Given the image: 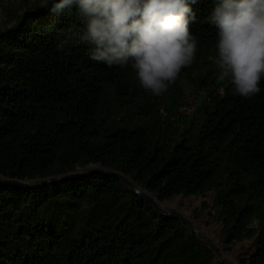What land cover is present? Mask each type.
I'll list each match as a JSON object with an SVG mask.
<instances>
[{"label": "trees", "instance_id": "16d2710c", "mask_svg": "<svg viewBox=\"0 0 264 264\" xmlns=\"http://www.w3.org/2000/svg\"><path fill=\"white\" fill-rule=\"evenodd\" d=\"M44 1L12 11L0 30V181L101 169L159 204L202 198L222 254L264 264V79L249 98L217 79L213 0L191 6L197 49L175 78L184 85L159 96L130 66L90 60L82 21ZM189 220L205 235L199 214ZM0 264L225 263L125 182L96 174L38 189L0 185Z\"/></svg>", "mask_w": 264, "mask_h": 264}, {"label": "clouds", "instance_id": "9594fccd", "mask_svg": "<svg viewBox=\"0 0 264 264\" xmlns=\"http://www.w3.org/2000/svg\"><path fill=\"white\" fill-rule=\"evenodd\" d=\"M198 0H47L57 16L74 14L83 24L78 39L90 60L134 70L136 83L159 96L192 62L197 38L189 31ZM208 21L216 28L218 80L249 98L264 79V0H213Z\"/></svg>", "mask_w": 264, "mask_h": 264}, {"label": "rangeland", "instance_id": "374dc122", "mask_svg": "<svg viewBox=\"0 0 264 264\" xmlns=\"http://www.w3.org/2000/svg\"><path fill=\"white\" fill-rule=\"evenodd\" d=\"M45 3L44 0H0V30H4L10 26H12L11 23H9V14L14 10H21V7H34L35 5H43ZM172 85L176 87H182L184 84L182 83V80H174ZM89 169H92V166L89 167ZM38 182H31V184H36ZM204 202V199L202 198H195L192 197L185 201V207L179 206V199H175L172 203H164L160 204V206L166 210L167 212H178L182 215H184L186 218H190L194 212L199 214L200 220L199 223L201 224L205 235H209L210 239L216 244L217 242V234H218V227L213 225L212 227L206 226V221L208 219V212L202 211V204ZM248 245V243L239 244L236 246V249L239 250L240 248H244ZM217 246V244H216Z\"/></svg>", "mask_w": 264, "mask_h": 264}, {"label": "water", "instance_id": "95a60500", "mask_svg": "<svg viewBox=\"0 0 264 264\" xmlns=\"http://www.w3.org/2000/svg\"><path fill=\"white\" fill-rule=\"evenodd\" d=\"M103 175V176H108V177H112V178H117L122 180L123 182H125L130 188H132L137 195H139L145 202H147L148 204H150L151 206H153V208L159 212L162 216H170V217H174L178 220H180L184 225H186L188 227V229L197 234L200 238H202L203 240H205L207 242V244L217 253L218 257L221 259L222 262H224L225 264H234L233 262H231L230 260H228L220 251V249L218 248V246H216V244L209 239L208 237H206L205 235H203L202 233H200L195 226L193 225V223L186 218L184 215L174 211V212H167L166 210H164L160 204L150 195L142 193L140 191V189L138 187H136L130 180H128L127 178H125L124 176L118 174V173H113V172H108V171H104L101 169H93L91 171H89L88 173H78V174H71L69 176H66L64 178H56V179H51L48 180L46 182H43L41 184H31V183H23V182H17V181H0V185H4V186H10V187H17L23 190H27V189H38V188H43L48 186L49 184L52 183H57V182H65V181H73L79 178H84V177H88V176H92V175Z\"/></svg>", "mask_w": 264, "mask_h": 264}]
</instances>
